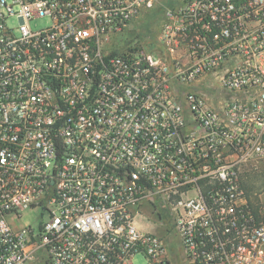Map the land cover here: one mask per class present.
Instances as JSON below:
<instances>
[{
  "label": "built area",
  "instance_id": "built-area-1",
  "mask_svg": "<svg viewBox=\"0 0 264 264\" xmlns=\"http://www.w3.org/2000/svg\"><path fill=\"white\" fill-rule=\"evenodd\" d=\"M260 160L264 0H0V264H264Z\"/></svg>",
  "mask_w": 264,
  "mask_h": 264
},
{
  "label": "rangeland",
  "instance_id": "rangeland-1",
  "mask_svg": "<svg viewBox=\"0 0 264 264\" xmlns=\"http://www.w3.org/2000/svg\"><path fill=\"white\" fill-rule=\"evenodd\" d=\"M159 20L151 18L148 23L142 27L143 35L145 37L155 33L158 27ZM241 182L244 185L246 197L251 207L256 211L257 215L264 220V160L250 161L241 168ZM21 217H17L13 223L15 225H32L34 228H38L41 217L38 209L28 208L21 212ZM169 216H166L165 223L168 228ZM142 225L148 229H153L154 225L152 222L148 223L146 218L143 216L140 220ZM170 225V224H169ZM159 232L163 233L164 229L159 228ZM136 264H142V259H137ZM30 264H44L43 262H33Z\"/></svg>",
  "mask_w": 264,
  "mask_h": 264
},
{
  "label": "trees",
  "instance_id": "trees-1",
  "mask_svg": "<svg viewBox=\"0 0 264 264\" xmlns=\"http://www.w3.org/2000/svg\"><path fill=\"white\" fill-rule=\"evenodd\" d=\"M242 186H243V188H244V185L242 184ZM254 210V209H253ZM254 213H255V215L259 218V219H261L258 215H257V213H256V211L254 210Z\"/></svg>",
  "mask_w": 264,
  "mask_h": 264
}]
</instances>
